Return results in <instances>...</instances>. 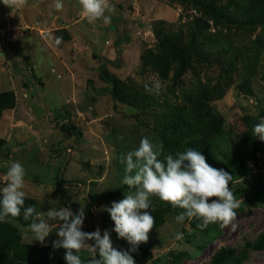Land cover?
I'll list each match as a JSON object with an SVG mask.
<instances>
[{
  "label": "rangeland",
  "instance_id": "obj_1",
  "mask_svg": "<svg viewBox=\"0 0 264 264\" xmlns=\"http://www.w3.org/2000/svg\"><path fill=\"white\" fill-rule=\"evenodd\" d=\"M217 1L227 3L234 21L216 24L200 6L182 0H109L115 12L108 23H89L78 0H62L59 11L54 0L9 5L0 0V91L15 95L14 107L0 116V188L10 164L20 162L26 170L24 191L37 212L54 205L70 206L75 213L83 205L82 231L99 228L103 235L107 230L114 248L128 250L130 245L102 210L135 191L122 183V157L138 148L143 137L163 144V155L169 154L167 144L175 139L163 124L165 111L169 104L187 105L199 96L222 118L206 161L233 176L229 187L241 202L237 218L226 227L210 224L189 238L190 219L175 220L183 209L152 196V210L162 220L131 254L136 264H214L232 256L240 259L233 264H264V248L255 246L264 232V141L257 137L260 149L253 162L248 139L264 119V22L243 23L238 10L246 0ZM195 17L207 24L196 36L201 50L189 66L176 76L173 63L162 77L143 64L146 51L157 49L155 27L182 28L186 34ZM56 37H62L61 44H55ZM101 63L146 95L148 103L99 92L107 86L100 77ZM157 80L162 84L159 94L146 91L145 85ZM122 93L127 95L126 89ZM176 146L171 153L183 151ZM118 186L125 188L111 203H95L101 192ZM10 221L21 231L23 243H41L28 226ZM177 232L183 239L175 238ZM58 239L54 230L43 242L61 262L48 264H67L65 250H53ZM178 252L184 254L173 263L172 253ZM80 256L91 259L87 249Z\"/></svg>",
  "mask_w": 264,
  "mask_h": 264
},
{
  "label": "clouds",
  "instance_id": "obj_2",
  "mask_svg": "<svg viewBox=\"0 0 264 264\" xmlns=\"http://www.w3.org/2000/svg\"><path fill=\"white\" fill-rule=\"evenodd\" d=\"M16 2L3 0L5 5ZM78 2L89 23L101 19L108 23L115 12L109 0ZM54 7L57 11L62 10V0H54ZM61 42L62 37L55 38L56 45ZM161 87L159 80L151 87L145 85L146 91L155 94H159ZM253 134L264 141V119L253 126ZM163 153V144L143 137L138 148L121 160L125 164L122 183L135 191L125 193L120 201H113L110 207L102 208L110 214L118 237L130 245L128 250L114 248L107 230L103 235L99 228L94 232L82 231L85 220L83 205L75 213L70 206L52 205L47 212H37L35 205L25 207L26 170L20 162L10 164L5 173L6 183L0 188V223L11 222L10 218L22 214L24 221H30L28 229L35 241L41 243L55 230L59 239L53 242V247L65 250L67 264H84L80 256L83 249L91 255L88 264H136L131 253L148 241L149 233L155 227V217L147 211L152 210V196L174 208L183 209L175 216L177 223H183L186 218H196L201 221L197 224L201 230L210 224L226 227L237 218L241 202L230 190L233 176L229 172L212 167L200 151L192 148L177 152L175 156ZM210 198L215 199L209 202ZM175 238L183 239V233L177 232ZM89 241H94V244Z\"/></svg>",
  "mask_w": 264,
  "mask_h": 264
},
{
  "label": "trees",
  "instance_id": "obj_3",
  "mask_svg": "<svg viewBox=\"0 0 264 264\" xmlns=\"http://www.w3.org/2000/svg\"><path fill=\"white\" fill-rule=\"evenodd\" d=\"M182 1L200 6L203 15H207L216 24L222 19L235 20V17L231 15L232 13L227 3L218 2L217 0ZM238 12L243 15V23L264 22V0H246L245 3L240 5ZM204 24L206 25L207 22L202 21L200 17H195L187 23L186 34L182 28L164 29L155 27L157 49L146 51L143 57V64L150 67L160 76L165 77L171 70L173 63H177L174 67V73L177 76L186 66L190 65L191 59L199 54L201 49L199 48L200 45L196 42V36L197 34H201L206 28ZM99 71L100 77L107 84L99 92L109 93L114 98L120 99L133 97L135 100L138 97L143 102L146 101L148 103L149 99L147 97L146 100V95L134 91L133 87L125 84L111 73L104 63L99 65ZM124 89H126L127 95L122 93ZM14 105V91H0V116L2 111L12 109ZM261 114L263 115V112ZM164 116L163 124L175 139L173 144H167L168 153L174 156L175 154L171 153V149L177 145L176 148L181 146L183 151L192 148L200 151L206 157L209 153V147L214 144V138L221 133V115L216 111L213 104L208 103V100L201 99L199 96L191 99L187 105L169 104ZM248 139L251 146V159L253 162H257L260 144L257 137L253 134V129L249 131ZM3 145L4 140L0 139V147ZM124 188V186H118L114 189L103 191L97 198L93 199L99 206L111 203L116 197L121 195ZM30 205H35L37 210L35 201L25 196V207ZM170 207L173 206L170 204ZM147 211L155 217V227L158 226L162 220L161 213L156 210L151 211L150 209ZM10 220H15L24 226H28L30 223V221L23 220L22 214L20 217L10 218ZM189 222L190 232L187 234V237L195 238L197 232L201 230L197 228V224L201 221L192 218ZM21 235V231L12 223H0V264H48L47 260L61 263L56 256L57 252L52 254L44 243L25 244L21 241ZM255 246L264 248V232L258 236ZM53 250L57 251L55 248ZM182 254L184 253H172L173 263H176ZM239 260V256H232L228 259L222 257L216 260L214 264H233V262ZM82 261L84 264H88L89 262L87 259Z\"/></svg>",
  "mask_w": 264,
  "mask_h": 264
}]
</instances>
